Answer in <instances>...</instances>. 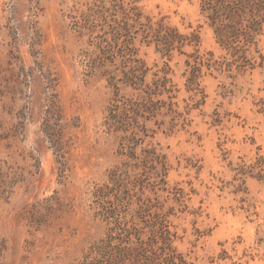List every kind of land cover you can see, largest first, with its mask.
<instances>
[{
	"label": "rangeland",
	"instance_id": "obj_1",
	"mask_svg": "<svg viewBox=\"0 0 264 264\" xmlns=\"http://www.w3.org/2000/svg\"><path fill=\"white\" fill-rule=\"evenodd\" d=\"M207 6L0 0L1 264H264V0Z\"/></svg>",
	"mask_w": 264,
	"mask_h": 264
},
{
	"label": "trees",
	"instance_id": "obj_2",
	"mask_svg": "<svg viewBox=\"0 0 264 264\" xmlns=\"http://www.w3.org/2000/svg\"><path fill=\"white\" fill-rule=\"evenodd\" d=\"M212 1L214 3H212ZM205 4H207L209 9H212L211 13V19L213 23L215 21H221L219 20V17L221 15L225 14L226 17L229 18L230 21L236 23H240L239 19L242 16V13L245 12V8L249 3V0H204ZM237 19V21L235 20ZM254 18H252L253 20ZM232 25L229 24V27ZM234 26V25H233ZM217 33L221 36L226 35V31L224 29V24L222 22L219 23V26L217 28ZM0 95H2V91L0 89ZM53 103L52 101H50ZM52 115H54L53 112H50ZM46 122L43 125L44 133L47 137V139L53 144H58L59 136H56V134H59V132L55 131V126H58V123H52L49 124L47 122V119H45ZM58 130H60V127H58ZM17 176L14 174L12 176L9 175V172H5L0 165V199H7L10 194L12 193V187L17 181ZM109 210H104L102 208L101 214H103L106 218L110 217ZM30 217L33 220H37L35 218V212H31ZM114 236L112 234H109L107 238L104 240H101L98 244H96L93 247L94 255L90 256L91 258L88 259V256H86L85 260L82 262V264H123L126 259H129L132 255L133 251L130 246H122L112 245V240ZM5 247L0 240V260L3 254ZM1 264V263H0Z\"/></svg>",
	"mask_w": 264,
	"mask_h": 264
}]
</instances>
